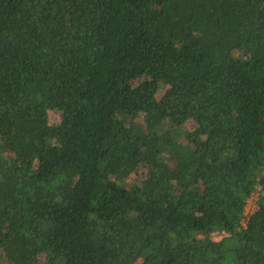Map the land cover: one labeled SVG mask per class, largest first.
<instances>
[{
    "label": "trees",
    "instance_id": "trees-1",
    "mask_svg": "<svg viewBox=\"0 0 264 264\" xmlns=\"http://www.w3.org/2000/svg\"><path fill=\"white\" fill-rule=\"evenodd\" d=\"M0 259L264 264V0H0Z\"/></svg>",
    "mask_w": 264,
    "mask_h": 264
},
{
    "label": "built area",
    "instance_id": "built-area-1",
    "mask_svg": "<svg viewBox=\"0 0 264 264\" xmlns=\"http://www.w3.org/2000/svg\"><path fill=\"white\" fill-rule=\"evenodd\" d=\"M259 200V193L254 194L250 200L247 203V207L245 210V214H244V219L242 221V226L245 228L247 226V223L251 217V215L257 210V202ZM254 203V208L252 209V211L250 210V206L251 204ZM228 235L224 232H215L211 235V239L214 242H220L222 241L224 238H226Z\"/></svg>",
    "mask_w": 264,
    "mask_h": 264
},
{
    "label": "rangeland",
    "instance_id": "rangeland-1",
    "mask_svg": "<svg viewBox=\"0 0 264 264\" xmlns=\"http://www.w3.org/2000/svg\"><path fill=\"white\" fill-rule=\"evenodd\" d=\"M167 87H162L159 93V98H161L164 93L166 92ZM49 121L51 125H57L60 122V115L58 113H50L49 115ZM194 127V123L190 122L187 124L188 129H192ZM139 175V174H138ZM254 208V203L251 204L250 210ZM0 264H7V262L3 259H0Z\"/></svg>",
    "mask_w": 264,
    "mask_h": 264
}]
</instances>
